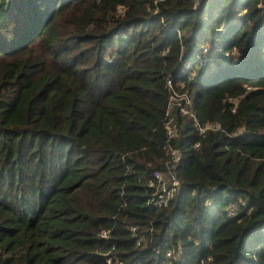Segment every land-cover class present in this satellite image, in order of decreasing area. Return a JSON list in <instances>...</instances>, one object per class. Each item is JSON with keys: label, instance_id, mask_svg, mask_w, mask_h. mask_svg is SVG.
I'll return each mask as SVG.
<instances>
[{"label": "trees", "instance_id": "16d2710c", "mask_svg": "<svg viewBox=\"0 0 264 264\" xmlns=\"http://www.w3.org/2000/svg\"><path fill=\"white\" fill-rule=\"evenodd\" d=\"M107 260L264 264V0H0V264Z\"/></svg>", "mask_w": 264, "mask_h": 264}, {"label": "built area", "instance_id": "2783aa9c", "mask_svg": "<svg viewBox=\"0 0 264 264\" xmlns=\"http://www.w3.org/2000/svg\"><path fill=\"white\" fill-rule=\"evenodd\" d=\"M165 86L168 90L167 102L163 113V130L165 135V143L163 151L165 158L162 161L160 170L152 172V178L148 182L147 187L151 189L152 194L147 202V205L153 208L165 207L177 194L181 185V177L175 172V167L180 161V154L177 148H175L171 142L177 134V124L175 120L174 112L189 117L193 124L196 126L198 134H203L205 131H217V125H205L200 127L197 125L196 118L193 113L188 110L190 100L185 93H179L175 91L171 86L170 78H166ZM241 135V132H239ZM198 146L197 143L193 145L194 148ZM208 205V203H206ZM238 206H243V201H239L237 204L231 203L225 208V213L229 217H233L237 213ZM131 232L134 229H130ZM101 237L105 238V233H101ZM138 245V242L136 243ZM180 255L179 248L177 250H168L165 252L166 258H172L177 260ZM107 264H111L109 260ZM115 263H117L115 261Z\"/></svg>", "mask_w": 264, "mask_h": 264}]
</instances>
